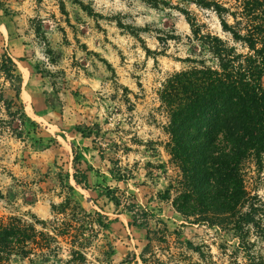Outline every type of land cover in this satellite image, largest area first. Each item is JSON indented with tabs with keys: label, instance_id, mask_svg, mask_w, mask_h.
Segmentation results:
<instances>
[{
	"label": "rangeland",
	"instance_id": "obj_1",
	"mask_svg": "<svg viewBox=\"0 0 264 264\" xmlns=\"http://www.w3.org/2000/svg\"><path fill=\"white\" fill-rule=\"evenodd\" d=\"M216 4L242 11L237 0H0V218L62 231L41 264H264V158L245 166L242 232L190 224L173 206L181 172L160 91L202 60L218 65L189 20L248 52ZM21 107L28 118L10 115Z\"/></svg>",
	"mask_w": 264,
	"mask_h": 264
},
{
	"label": "trees",
	"instance_id": "obj_2",
	"mask_svg": "<svg viewBox=\"0 0 264 264\" xmlns=\"http://www.w3.org/2000/svg\"><path fill=\"white\" fill-rule=\"evenodd\" d=\"M237 1L240 13L217 4L215 8L223 31L248 52L240 53L218 36L204 35L196 21L189 20L195 38L218 65L207 66L202 60L175 73L162 86L160 99L170 119V154L181 172L173 206L190 224L242 232L253 219V209L243 212L249 198L245 166L260 164L264 158V0ZM225 16H232L234 24ZM3 72L21 88V77L9 57ZM16 97L21 100L19 89ZM13 106V101L6 102L9 112ZM19 111L27 117L22 107L10 115ZM77 172L76 182L87 186L86 173ZM58 235L18 218H0V263L14 256L30 264L48 261L51 255L58 256Z\"/></svg>",
	"mask_w": 264,
	"mask_h": 264
}]
</instances>
